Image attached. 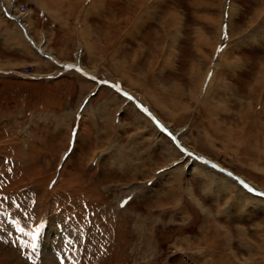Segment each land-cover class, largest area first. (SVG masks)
Returning <instances> with one entry per match:
<instances>
[{
  "label": "rangeland",
  "instance_id": "1",
  "mask_svg": "<svg viewBox=\"0 0 264 264\" xmlns=\"http://www.w3.org/2000/svg\"><path fill=\"white\" fill-rule=\"evenodd\" d=\"M85 1L70 13L52 5L56 19L36 0L17 10L23 5L21 14L30 13L59 59L104 77V67L81 49L85 25L77 19ZM103 3L88 20L89 33L101 36L110 19L111 59L106 48L102 54L107 81L170 126L182 149L264 193V0ZM51 65L24 61L0 72V193L18 195L16 206L28 204L23 221L34 215L48 222L35 264H56L51 245L63 239H55L56 230L68 232L76 219L65 217H82V204L92 214L81 225L86 238L76 243L66 234L72 242L64 241L62 253L86 240L107 253L77 254L73 264H264V200L185 155L117 89L93 95L98 85L94 90L72 69L57 83L34 75L59 68ZM76 114L74 146L61 158ZM0 264L29 263L0 241Z\"/></svg>",
  "mask_w": 264,
  "mask_h": 264
},
{
  "label": "crops",
  "instance_id": "2",
  "mask_svg": "<svg viewBox=\"0 0 264 264\" xmlns=\"http://www.w3.org/2000/svg\"><path fill=\"white\" fill-rule=\"evenodd\" d=\"M22 1L23 0H0V72L3 73V71L7 70L12 73L13 71H16L14 70V67L19 66L21 62L24 63V61L34 62L35 65H39V63L42 65L43 64L51 65L54 63L55 66L59 67L54 72H51V73L50 72H36L34 73V75L42 77L41 80L46 79V81H44L46 83H48L49 80H53L54 81L53 83H57L56 80L59 77L63 78L64 75H66L65 73H67L68 71H71L72 69V68H69V69L63 70V67L61 66L63 64H72L76 62H72V63L63 62L66 60L59 59V57L54 54V52L57 51L56 49L54 48L48 49L46 47L45 43H46L47 35L42 33L43 36H41V29H35L31 26V23L28 20V17H29L28 14L30 13L21 14L18 12L17 6L18 4H21L20 2ZM36 1H37L36 3L38 7L40 8V10H42L43 12L47 14L54 16V18L56 19V16L53 13L54 9L53 10L51 9L52 5H54L57 10L63 9L66 12L70 13L72 12L74 5L76 4L78 0H36ZM103 1L104 0H86L85 7L79 12L80 13L79 16L81 19L78 18L77 22L81 21L79 24L83 23L85 25L83 27L84 29L78 32V36H80L79 41H80L81 49L85 50L88 53V55L92 54L94 65L96 64L102 65L104 67V71L107 72V75H104L105 72L103 71L102 75H104V77L103 76L99 77L96 75L97 74L96 68L91 69L89 67L87 68L83 66V64H81L79 60L81 53H75V58H76V61L80 63L81 68L86 69L85 71L89 73L88 75L95 76L98 79L107 81V78L109 77V73H108L109 68L108 69L105 68L106 66H104V63H103L104 61L103 56L104 58H109V60L111 59L110 32H109L110 31L109 29L110 19L106 21L108 28L105 29V31L101 34V36H98V35L94 36L93 34H91V29L89 33V28L92 27V23H90V20H88L91 14H98L99 10L103 8L104 3L101 5ZM42 11L40 13H43ZM60 20H64V19H60ZM34 30L38 31L40 36H36V34L33 33ZM90 34H91V39L92 37H94V42L92 44H90V40L88 38ZM67 36H68V33H66L65 35H62L63 40L64 38H67ZM43 37H45V39H43ZM93 45L100 46L102 52L101 50H99L100 51L99 53V51L96 49L95 51L97 52H94L93 48H91L93 47ZM106 46H108V48ZM105 48L110 54V57H107V55L103 54V53H106L104 50ZM60 51L58 52L60 53ZM77 67L79 66L77 65ZM241 71L242 70L237 71L235 76H237ZM87 72L85 73L87 74ZM68 75L72 77L73 74L70 73ZM83 77L81 75V78L86 80V82H88L90 85H92L93 89L95 90L97 84L94 81L85 79L86 77L85 78ZM78 85L79 83H77L76 91H78L81 95L84 94L85 88L82 87V90L79 91ZM102 89L110 90V88L106 85H99L98 89H96V92L93 95H96ZM138 103H140L139 100H138ZM169 127L170 126H168V129H170Z\"/></svg>",
  "mask_w": 264,
  "mask_h": 264
},
{
  "label": "bare ground",
  "instance_id": "3",
  "mask_svg": "<svg viewBox=\"0 0 264 264\" xmlns=\"http://www.w3.org/2000/svg\"><path fill=\"white\" fill-rule=\"evenodd\" d=\"M20 13V12H19ZM79 68V67H78ZM81 71V70H80ZM82 72V74L83 75H88V74H86L85 72H83V71H81ZM23 74H25V75H23ZM24 76L25 78H29V79H34L35 77L34 76H31L30 77V75L31 74H27V73H21L19 76ZM33 75V74H32ZM122 92V93H121ZM118 93H120L122 96H124V97H126L131 103H133L139 110H143V111H145V108L142 106V105H140L139 103H138V101L137 100H134L133 99V97L130 95V94H128V93H126L125 91H118ZM128 97H131V99H129ZM135 101V102H134ZM136 103V104H135ZM151 115H153L151 112H149ZM144 114V113H143ZM145 115V114H144ZM154 116V115H153ZM169 131H171L170 129H169ZM171 134L173 135V142L175 143V145H178V139H177V135L175 134V133H173L172 131H171ZM180 149V151H182L183 153H184V149H182V148H179ZM196 157L197 158H195L197 161H199L198 160V157L199 156H197L196 155ZM200 163H203V162H200ZM214 166L215 167H218L215 163H214ZM219 168V167H218ZM221 169V168H220ZM245 182V181H244ZM255 189V188H254Z\"/></svg>",
  "mask_w": 264,
  "mask_h": 264
},
{
  "label": "water",
  "instance_id": "4",
  "mask_svg": "<svg viewBox=\"0 0 264 264\" xmlns=\"http://www.w3.org/2000/svg\"><path fill=\"white\" fill-rule=\"evenodd\" d=\"M69 66H72V67H74L72 64H63L61 67H69ZM76 67V66H75ZM77 68V67H76ZM78 69V68H77ZM99 83H102V82H100V81H98V84ZM181 148V147H180ZM184 154L185 155H187V154H189V155H191L192 157H194V154H192L191 152H186L185 150H184ZM207 162V161H206ZM207 164H209V162H207Z\"/></svg>",
  "mask_w": 264,
  "mask_h": 264
},
{
  "label": "snow or ice",
  "instance_id": "5",
  "mask_svg": "<svg viewBox=\"0 0 264 264\" xmlns=\"http://www.w3.org/2000/svg\"><path fill=\"white\" fill-rule=\"evenodd\" d=\"M117 91H119V87H117ZM128 98H129V99H131V97H128ZM75 134H76V133L74 132V135H75ZM21 231H22V230H21ZM32 239H33V240H35V239H36V237H35V236H33V237H32ZM32 247H33V249H35L36 245H35V244H33V245H32ZM61 264H63V261H61Z\"/></svg>",
  "mask_w": 264,
  "mask_h": 264
},
{
  "label": "built area",
  "instance_id": "6",
  "mask_svg": "<svg viewBox=\"0 0 264 264\" xmlns=\"http://www.w3.org/2000/svg\"><path fill=\"white\" fill-rule=\"evenodd\" d=\"M17 7H18V6H17ZM20 7H21V8H20L21 11H25L23 5H20ZM18 10H19V8H18ZM21 11H20V13H23V12H21ZM18 22H19V21H18Z\"/></svg>",
  "mask_w": 264,
  "mask_h": 264
}]
</instances>
